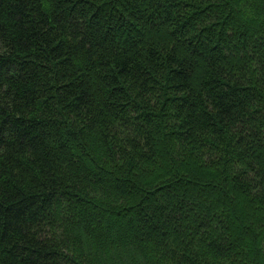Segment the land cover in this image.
<instances>
[{"label":"trees","instance_id":"16d2710c","mask_svg":"<svg viewBox=\"0 0 264 264\" xmlns=\"http://www.w3.org/2000/svg\"><path fill=\"white\" fill-rule=\"evenodd\" d=\"M0 264H264V0H0Z\"/></svg>","mask_w":264,"mask_h":264},{"label":"rangeland","instance_id":"374dc122","mask_svg":"<svg viewBox=\"0 0 264 264\" xmlns=\"http://www.w3.org/2000/svg\"><path fill=\"white\" fill-rule=\"evenodd\" d=\"M241 205H242V203H241Z\"/></svg>","mask_w":264,"mask_h":264}]
</instances>
